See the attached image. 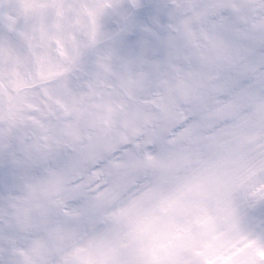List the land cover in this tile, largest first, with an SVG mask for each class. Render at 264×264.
<instances>
[{"label": "snow or ice", "instance_id": "6c2138e0", "mask_svg": "<svg viewBox=\"0 0 264 264\" xmlns=\"http://www.w3.org/2000/svg\"><path fill=\"white\" fill-rule=\"evenodd\" d=\"M244 116L264 129V0H0V264H107L82 245L139 162ZM234 196L264 253V165Z\"/></svg>", "mask_w": 264, "mask_h": 264}, {"label": "rangeland", "instance_id": "374dc122", "mask_svg": "<svg viewBox=\"0 0 264 264\" xmlns=\"http://www.w3.org/2000/svg\"><path fill=\"white\" fill-rule=\"evenodd\" d=\"M236 124L238 127L226 132L146 155L136 169L142 177L139 196L121 212L105 219L104 231L86 252L101 257L107 264H121L126 261L124 256L136 258L149 252L162 237H172L175 241L172 264H199L198 258L208 256L216 259H205L204 264L217 261L232 264L242 252L258 259L262 253L254 242L240 246L242 229L234 193L250 170L264 165V152L259 147L264 129L250 116H244ZM197 141L205 148L195 146ZM192 149L202 157L189 159L185 154ZM147 156L153 158L149 160ZM211 178L222 182L215 192ZM186 189L192 199L173 200L188 196ZM217 195L223 199L217 202ZM213 202L216 212L210 213L207 210ZM191 222L198 225L194 230H189ZM182 228L189 231L183 232ZM138 264H144L143 258Z\"/></svg>", "mask_w": 264, "mask_h": 264}, {"label": "bare ground", "instance_id": "6f19581e", "mask_svg": "<svg viewBox=\"0 0 264 264\" xmlns=\"http://www.w3.org/2000/svg\"><path fill=\"white\" fill-rule=\"evenodd\" d=\"M242 118V117H241ZM240 118V119H241ZM239 120V119H238ZM248 155V154H247ZM246 155V156H247ZM203 179V178H202ZM211 182L215 183V187L214 189H212L213 192H215L217 189H219V187L222 185V182L211 178L210 179ZM141 190V185H137L134 190L132 192H130L129 194H127L126 196L120 197L116 202H114L113 204H111V206L109 207V211L106 214L105 218H111L114 215H116L117 213L121 212L128 204H130L139 194ZM188 190L186 189L184 192L187 193L188 195ZM183 192V193H184ZM193 195H181L179 197L173 198V200L178 201L180 199H182L183 202H188L190 199H192ZM203 199H205V196L203 197ZM220 199H223L222 197H219L217 195V197L215 198V200L218 202ZM214 203L212 204V207H210L207 211H209L210 213H215V206ZM217 205V204H215ZM195 222L190 226V227H195ZM104 231V227H102L98 232H96L95 234L91 235L90 237L87 238L86 241H84V244L82 245L83 249L86 251L89 247H91V245L95 242L96 238L98 237L99 234H101ZM236 239H233V241ZM224 250V249H223ZM264 254V253H263ZM145 253H143L142 255H140L139 257L135 258H129L127 256H124V258L126 257V261H123V263L121 264H138V262L144 257Z\"/></svg>", "mask_w": 264, "mask_h": 264}, {"label": "clouds", "instance_id": "9594fccd", "mask_svg": "<svg viewBox=\"0 0 264 264\" xmlns=\"http://www.w3.org/2000/svg\"><path fill=\"white\" fill-rule=\"evenodd\" d=\"M174 244L175 241L172 237H162L157 240L153 248L144 255V264H172ZM220 255L229 256L231 253H221ZM205 259L212 260L216 259V257H200L198 258L199 264H204ZM217 264H219V261H217Z\"/></svg>", "mask_w": 264, "mask_h": 264}]
</instances>
